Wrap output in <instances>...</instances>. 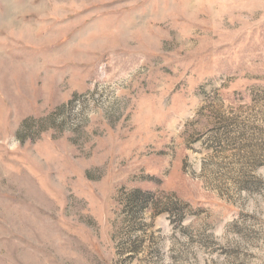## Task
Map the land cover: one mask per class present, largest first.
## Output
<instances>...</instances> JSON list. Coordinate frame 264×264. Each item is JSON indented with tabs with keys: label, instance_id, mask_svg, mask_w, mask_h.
Here are the masks:
<instances>
[{
	"label": "rangeland",
	"instance_id": "obj_1",
	"mask_svg": "<svg viewBox=\"0 0 264 264\" xmlns=\"http://www.w3.org/2000/svg\"><path fill=\"white\" fill-rule=\"evenodd\" d=\"M0 264H264V0H0Z\"/></svg>",
	"mask_w": 264,
	"mask_h": 264
}]
</instances>
